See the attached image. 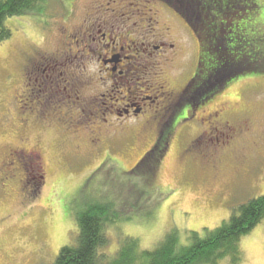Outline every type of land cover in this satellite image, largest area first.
I'll use <instances>...</instances> for the list:
<instances>
[{"label":"rangeland","instance_id":"rangeland-1","mask_svg":"<svg viewBox=\"0 0 264 264\" xmlns=\"http://www.w3.org/2000/svg\"><path fill=\"white\" fill-rule=\"evenodd\" d=\"M94 1L48 0L43 13L5 21L11 37L0 43V264H53L60 249L76 241L78 212L97 199L114 200L109 205L126 218L106 226L109 244L102 251L113 256L125 239L136 240L141 251H153L176 232L186 245L189 233L203 236L204 229L220 227L239 206L264 195V66L262 73L231 81L203 108L228 103L229 120L252 126L216 170L184 153L199 125H192L193 132L181 123L169 138L155 181L128 174L154 146L156 124L144 116L117 125L113 119L121 104L120 82L100 73L92 56L84 60L69 51L73 44L67 37L94 14ZM165 1L128 0L123 8L129 14L139 8L141 15L110 20L131 32L142 31L147 29L143 4L156 10L168 36L182 39L181 56L168 73L175 95L184 94L201 48L174 7L177 1ZM256 3V13L242 28L264 59V0ZM52 63L57 66H47ZM137 69L129 78L131 86L146 89L143 83L153 81L157 66ZM84 75L96 81L84 95L105 98L99 110L85 108L82 116L69 83L81 85ZM104 104L112 105L111 114L104 115ZM240 250L241 264H264V221L241 239ZM229 262L227 257L219 264Z\"/></svg>","mask_w":264,"mask_h":264},{"label":"trees","instance_id":"trees-1","mask_svg":"<svg viewBox=\"0 0 264 264\" xmlns=\"http://www.w3.org/2000/svg\"><path fill=\"white\" fill-rule=\"evenodd\" d=\"M47 1L0 0V43L11 37L5 26L8 18L43 13ZM175 1L174 7L179 9L201 48L197 70L184 91L186 98L209 102L234 79L262 73V53L242 28L250 14L256 13V0ZM166 141V137L159 138L128 174L151 176L155 181ZM111 202L114 200L97 199L78 212L76 241L62 247L53 264H219L227 257L229 264H241V239L264 221L262 195L239 206L220 227L204 229L203 236L189 233L186 245H181L176 232H172L153 251H141L136 240L125 239L117 252L109 256L102 251L109 244L106 226L118 218L126 219L111 208Z\"/></svg>","mask_w":264,"mask_h":264},{"label":"flooded vegetation","instance_id":"flooded-vegetation-1","mask_svg":"<svg viewBox=\"0 0 264 264\" xmlns=\"http://www.w3.org/2000/svg\"><path fill=\"white\" fill-rule=\"evenodd\" d=\"M127 1L95 0L94 14L88 19H84L77 31L68 35L67 38L70 37L72 39L70 42L73 44L69 51L76 55L79 54L84 60L86 57L92 56L95 63L97 62L96 65L102 67L100 73L107 72L111 76L110 79L120 82L118 89H121L119 99L121 104L115 106L113 119L117 125L125 119L148 116L156 124L155 142L161 137H166L164 149L166 152L169 138L177 125L182 123L185 129L193 131L194 124H198L199 128L195 129L193 138L184 153L190 157L195 155L202 160L206 167L216 170L223 157L226 158L231 147H234L240 139L251 132V124L246 121L234 123L229 120L228 115L231 107L228 103L205 111L203 108L209 102L193 101L184 97L182 92L175 95L176 93L169 84L168 69L181 56L182 39H172L171 36H168L169 29L164 23L159 22L160 15L156 10L143 7L144 4L141 9L145 11L142 16L146 30L131 32L127 30L128 26L124 23L112 22L110 20L112 17L124 18L127 16L123 19L124 22L132 15H141L139 8H135L134 13L129 14L123 8ZM141 1L147 3L154 0ZM166 1L169 2V0ZM119 24L120 26H118ZM47 66L57 65L52 63ZM138 66H157V71L153 72V81L143 83L147 87L146 89L131 86L129 78L132 75L135 77V74L139 73ZM84 77L86 80L81 81V85L77 82L73 85L72 81L69 83L75 104L77 101L80 102L82 116H84L85 108L89 107V112L92 106L94 110H99L103 104L100 101L105 98L99 93L97 99L93 100L88 95H84V93L87 94L91 86L96 84L93 77L86 75ZM67 78L76 79L70 75H67ZM100 80L104 81V78L100 76ZM103 84V82L99 83L102 87ZM103 106L105 107L104 115H107V112L112 113L108 110L112 105H109V108L106 104ZM37 112L42 113V108ZM198 112H201V116H197ZM73 120H75V116ZM119 129H122V126ZM15 154L16 152H11L8 155L16 157ZM34 154L35 157H38L36 153Z\"/></svg>","mask_w":264,"mask_h":264}]
</instances>
